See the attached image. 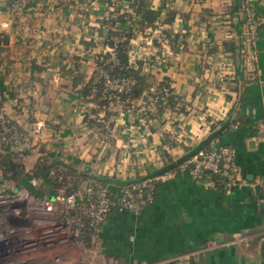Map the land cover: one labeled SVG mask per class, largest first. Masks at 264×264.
<instances>
[{"label":"crops","instance_id":"1","mask_svg":"<svg viewBox=\"0 0 264 264\" xmlns=\"http://www.w3.org/2000/svg\"><path fill=\"white\" fill-rule=\"evenodd\" d=\"M9 1L0 0V99L30 142L26 147L0 143V151L16 155L27 168L46 154L88 177L129 181L182 159L210 133L211 121L223 119L238 100L221 73L230 64L222 41L236 35L229 25L233 0H170L176 15L165 28L173 39L157 46L145 32L135 33L128 55L130 61L151 60V67L143 70L151 81L166 79L174 98L158 112L147 90L133 109L114 106L109 137L101 139L84 120L80 94L70 89L60 67L77 63L86 77L93 71L95 53L103 46L104 0L77 6L68 5L69 0H23L14 14ZM163 1L151 4L157 7ZM252 5L256 12L264 10V0ZM241 31L247 35L244 27ZM207 43L218 44L219 53H205ZM244 47L254 51L257 71V79L241 94L240 113L248 123L231 127L211 145H231L240 174L253 185L223 191L174 166L159 177L154 198L139 212L115 206L91 244L80 233L87 249L80 264H105L109 255L119 264L132 258L178 264L167 259L208 239L227 240L232 231L247 235V242L208 249L195 264H264V243L259 240L264 232V208L259 205L264 201V28ZM73 56L78 58L74 61ZM202 59L208 66L201 67ZM143 100L148 101L147 110L140 111ZM37 122L41 126L36 130ZM105 186L116 196L122 188L119 182Z\"/></svg>","mask_w":264,"mask_h":264},{"label":"built area","instance_id":"2","mask_svg":"<svg viewBox=\"0 0 264 264\" xmlns=\"http://www.w3.org/2000/svg\"><path fill=\"white\" fill-rule=\"evenodd\" d=\"M164 1L166 6H170V0ZM252 1L241 0L240 7L241 17L245 21L244 30L249 38L256 34L257 24H264V14H260L257 18L254 16L256 11ZM23 4V0H10L9 6L12 14L21 10ZM103 5V17L108 18L112 5L108 0L106 2L104 0ZM102 25L105 33L108 26L107 24ZM166 25V22L157 20L153 28L146 27L143 32L152 39L157 37L161 42L168 43L173 39V34L166 30ZM138 32L141 31L135 30V33ZM110 37L113 44L110 45L103 41L101 50L108 53L106 61L117 63L116 43L123 40L125 35L115 34ZM103 59L100 56L101 63L94 64L92 77L94 85L101 81V92L106 101L101 104L97 100L84 101L81 111L84 116L85 113H89L88 115L99 121V125L91 127L101 139L105 140L109 137L112 123V114H106V112L112 111L116 105H124L127 99H123L121 93L129 89L135 79L126 76L112 77L103 67L105 64ZM130 62L134 66L136 65L135 61ZM151 63V60L144 59L143 67L148 69L151 67ZM221 73L223 74L225 71ZM151 82L147 99L152 104L151 107L157 110L162 106L169 87L158 85L157 80ZM94 85L91 94L97 90ZM148 101L141 102L140 111L147 110ZM135 105L136 100L132 99L128 101L127 107L133 109ZM93 108L97 109L95 113L91 112ZM40 126V122L35 123L36 130ZM29 142L30 138L9 122L1 105L0 143L26 147ZM179 167L185 169L193 179L214 187L219 186L218 189L223 191L253 185L250 179L240 174L239 166L235 162L234 150L229 144L212 146L209 150L200 149L180 163ZM215 173L221 176L219 185H215L211 179ZM48 175L51 178H61L60 174L51 171L48 172ZM29 182L33 189L17 186L15 189L8 187L0 190V264H80L84 258L82 251L86 249V246L79 240L84 218H89V224L98 230L112 205L139 212L142 208L140 194L146 180L133 183L130 187L124 186L115 200L111 199L110 191L106 186L95 189L92 184L79 185L73 191H68L63 185L52 190L49 187H41L39 180L34 177H31ZM132 188L136 191H132ZM34 189H40V192ZM148 198L152 201L151 195ZM259 240L264 243V232L259 236ZM233 242H247V235L241 231H232L227 240L208 239L203 245L189 251L176 253L167 260H175L178 264H195L198 256L206 250ZM105 264H119V261L113 255H109L106 257ZM123 264L153 263L144 259L132 258Z\"/></svg>","mask_w":264,"mask_h":264},{"label":"trees","instance_id":"3","mask_svg":"<svg viewBox=\"0 0 264 264\" xmlns=\"http://www.w3.org/2000/svg\"><path fill=\"white\" fill-rule=\"evenodd\" d=\"M88 0H69L68 5L74 6L80 3H85ZM202 2L203 0H199ZM104 2V1H103ZM106 2V0H105ZM108 2L112 5V8L109 10L110 15L108 18L102 17V24H107L108 29L103 35V41L110 45L113 44V40L110 36L115 34L117 35H125V38L116 43V57L117 63H112L110 61H106V57L108 53L104 51H99L95 53L94 56V64H100V56H102L105 61L103 67L108 71L112 77L114 76H126L133 77L135 82L130 86L129 89L121 93V97L123 99H127L124 103V107L128 105L129 100H138L142 97V93L145 90H149V86L151 85L150 73L148 71L143 70V60L136 59L134 66L133 63L129 61L128 51L130 48V40L135 35V30H139L141 32L144 31L146 27L153 28L155 26V21L162 20L166 23H170L174 20L176 12L170 6L165 5V1H163L159 6L153 7L151 4V0H108ZM241 7V0H233L230 6L228 7L229 16V25L230 30L236 32V35H230L228 38L222 41L223 44V55L230 58L229 69L222 74V79L225 80L226 86L229 90H234L238 94V100L235 101L227 115L223 119H215L211 121V131L210 133L196 146L191 152L185 155L182 159H179L175 163L167 164L162 169H158L154 172L138 175L132 180L129 181H116L115 179L105 176V175H88L84 172H77L71 166L62 163L58 160H51L47 157L46 154L39 155L31 167L27 168L23 161H21L16 155H10L3 151H0V174L3 178L8 179L12 182L10 186L7 187H17V186H25L27 188L33 189L31 186L29 179L31 177L39 180V185L42 187H49L51 190L60 185L66 186L68 191H73L77 186H79V182L84 181L81 185H89L92 184L95 189L100 186H105V184L109 182H119L121 187L124 186L130 187L131 184L142 182L146 180L145 184L142 186V192L140 194V199L142 201L141 207L145 204L150 203V199L148 198L151 195V200L154 198L156 184L159 177L165 172L171 171V169L175 166H178L180 163L184 162L186 159L191 157L198 150H209L212 145L211 141L216 140L218 137L222 136L233 126H243L248 123V118L240 113V104H241V94L244 86L257 79V71L255 66L254 59V51L246 49L244 47V42L252 41L261 28H264V24L260 23L256 26V34L254 37L249 38L248 35L242 34L241 28L245 27L244 18H239V14L237 11ZM204 11L209 9L205 8ZM163 17L161 18V15ZM260 14H264V10L261 12H255L254 16L257 18ZM235 20H234V19ZM154 43L157 46H160L161 41L156 38L153 39ZM88 45L91 42H87ZM206 51L208 55H215L219 53L218 44L216 43H207L205 45ZM73 60L75 61L78 57L73 56ZM208 66L207 61L202 59L201 67ZM93 72V71H92ZM86 77V75L79 70L77 63L75 65L65 67L64 65L60 67L61 76L66 75L69 79V87L71 90H76L80 94V98L82 101L89 100H97L100 104L106 101L103 98V93L101 92L102 83L101 81L93 83V73ZM158 85H167L169 87L168 94L165 95L164 101H162V106L159 107L156 112L160 111L163 106L166 104V101L173 100L172 90L170 84L166 79L158 80ZM97 88L94 94H91L92 86ZM229 95V94H228ZM2 105V101L0 99V106ZM97 109L93 108L91 110L92 113H95ZM114 110L106 112V114H112ZM89 113H85L84 120L90 126L99 125V121L93 116L88 115ZM9 122L12 123L17 129L22 130V128L11 118H9ZM29 138V134L22 130ZM7 142V141H5ZM3 143L2 145H5ZM10 146H14L11 144H6ZM55 172L61 175L60 179L51 178L48 175V172ZM88 177V178H87ZM213 183L215 185H219L221 180V176L217 173L211 176ZM121 188V189H122ZM216 188H219L217 186ZM264 190V186L262 187ZM37 192H40V189H34ZM221 190V189H219ZM132 191H136V189L132 188ZM121 193V190L119 191ZM111 199H116V194L113 192H109ZM93 197V196H92ZM93 200V199H91ZM88 201V200H87ZM114 208V205L111 206L110 211ZM109 211V212H110ZM108 212V213H109ZM97 229L93 228L89 224V218H84V225L81 229L82 239L87 244H91L93 241V236Z\"/></svg>","mask_w":264,"mask_h":264},{"label":"rangeland","instance_id":"4","mask_svg":"<svg viewBox=\"0 0 264 264\" xmlns=\"http://www.w3.org/2000/svg\"><path fill=\"white\" fill-rule=\"evenodd\" d=\"M90 0H88L89 2ZM10 2V1H9ZM151 79V78H150ZM146 91V90H145ZM84 102V101H83ZM84 105V104H83ZM12 182L8 179L3 178V176L0 175V190L8 188L7 186H10ZM17 187H14V189Z\"/></svg>","mask_w":264,"mask_h":264},{"label":"water","instance_id":"5","mask_svg":"<svg viewBox=\"0 0 264 264\" xmlns=\"http://www.w3.org/2000/svg\"><path fill=\"white\" fill-rule=\"evenodd\" d=\"M259 205H260L261 208H264V201H261V202L259 203Z\"/></svg>","mask_w":264,"mask_h":264}]
</instances>
